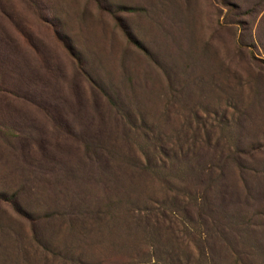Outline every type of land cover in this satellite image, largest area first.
Masks as SVG:
<instances>
[{"label":"rangeland","instance_id":"rangeland-1","mask_svg":"<svg viewBox=\"0 0 264 264\" xmlns=\"http://www.w3.org/2000/svg\"><path fill=\"white\" fill-rule=\"evenodd\" d=\"M0 264H264V0H0Z\"/></svg>","mask_w":264,"mask_h":264}]
</instances>
